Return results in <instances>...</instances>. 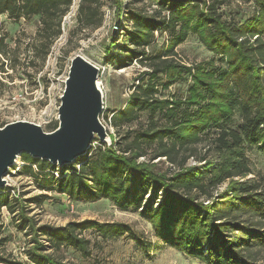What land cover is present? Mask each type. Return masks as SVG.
<instances>
[{"label":"trees","instance_id":"trees-1","mask_svg":"<svg viewBox=\"0 0 264 264\" xmlns=\"http://www.w3.org/2000/svg\"><path fill=\"white\" fill-rule=\"evenodd\" d=\"M100 1L79 0V29L100 27ZM146 1L153 7L149 15L128 7L119 26L125 43L122 59L140 58L147 69V78L137 82L123 108L110 117L111 127H125V132L118 138L109 135V144L97 142L93 153L90 148L60 168L22 154L25 165L19 175L73 201L106 199L120 211L138 212L163 245L203 264H264V177L250 176L245 154L254 148L264 156V0H247L252 12L238 21L221 11L229 0ZM70 6L71 0H0V16L15 21L37 17L36 36L48 51L62 34ZM119 12L120 7L117 19ZM156 32L166 37L162 50L146 53ZM189 35L223 66H216L214 59L191 66L176 62L174 50ZM3 41L1 37V55ZM185 78V97H157L159 89ZM206 142L212 156L188 167L197 147ZM159 158L175 166V172H156L153 161ZM32 201L0 189V210L16 215V230L31 239L25 252L28 263L0 252V264H66L55 256L63 249L88 258L87 231L105 241L124 235L135 239L119 223L86 220L37 227L27 212ZM6 241L0 238V248Z\"/></svg>","mask_w":264,"mask_h":264},{"label":"rangeland","instance_id":"rangeland-1","mask_svg":"<svg viewBox=\"0 0 264 264\" xmlns=\"http://www.w3.org/2000/svg\"><path fill=\"white\" fill-rule=\"evenodd\" d=\"M79 0H71L68 13L62 20L61 36L46 49L45 43L36 36L39 27L38 18L12 20L0 16V38L4 41V55L0 54V127L13 122H28L38 125L44 133H50L57 125V108L63 91V82L67 75L70 60L79 55L99 69L98 83L102 92L103 111L100 121L106 132L118 138L126 128L115 130L109 120L113 112L123 108L133 92L137 82L147 71L142 67L140 58L131 61L123 60L119 53L122 43V30L119 29L125 17L126 8L138 9L141 13L150 14L146 0H101L99 14L101 25L95 30H81L77 26L75 16ZM120 7L119 18L117 9ZM252 3L247 0H229L221 11L226 18L236 21L244 19L252 12ZM125 23V22H124ZM166 37L159 32L154 33L151 45L146 53L157 54L162 50ZM114 44V47L111 44ZM173 57L184 66H191L214 59L216 66H223L218 56L210 53L195 35H189L175 50ZM47 52V53H46ZM46 53V55H45ZM189 79L177 80L166 90L159 89L157 97L183 98ZM145 121V116L140 119ZM94 139L92 152L97 148ZM209 142L199 145L188 167L199 166V158H210ZM246 157L252 171L251 177H264V156L254 148L247 149ZM144 162L140 159L139 163ZM155 171L170 175L175 166L164 158L153 161ZM197 163V164H196ZM25 164L18 157L8 171L5 180L9 185L10 196L14 194L19 200H30L27 206L28 217L38 227H63L69 222L95 221L100 224L119 223L127 225L134 238L124 235L119 238L102 240L94 232L87 231L83 235L90 241L91 255L82 258L72 250H61L55 256L66 264H203L188 258L176 249L163 245L158 240L151 224L138 212L120 211L113 204L100 199L95 202H77L58 194L54 189L41 188L40 183L24 175H19ZM80 164H78L79 166ZM34 169V166H32ZM57 173V172H55ZM54 176V175H53ZM248 178H251V177ZM54 178H58L54 176ZM223 184L218 192L224 190ZM17 216L12 217L5 209L0 210V238L7 241L0 248L5 256L28 263L25 252L30 248V236L16 230Z\"/></svg>","mask_w":264,"mask_h":264},{"label":"water","instance_id":"water-1","mask_svg":"<svg viewBox=\"0 0 264 264\" xmlns=\"http://www.w3.org/2000/svg\"><path fill=\"white\" fill-rule=\"evenodd\" d=\"M98 75V68L75 55L63 82L54 131L44 133L38 125L23 121L0 128V189L9 186L5 177L22 154L60 168L85 156L94 139L110 143L100 121L103 101Z\"/></svg>","mask_w":264,"mask_h":264},{"label":"built area","instance_id":"built-area-1","mask_svg":"<svg viewBox=\"0 0 264 264\" xmlns=\"http://www.w3.org/2000/svg\"><path fill=\"white\" fill-rule=\"evenodd\" d=\"M190 161H192V160H190ZM191 165H195V162L192 161V164H191ZM54 176L57 177V174L54 173ZM67 199H68V198H67Z\"/></svg>","mask_w":264,"mask_h":264}]
</instances>
